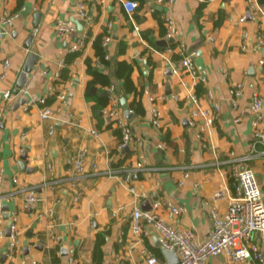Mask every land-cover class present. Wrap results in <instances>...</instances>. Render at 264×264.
Masks as SVG:
<instances>
[{
    "label": "crops",
    "instance_id": "1",
    "mask_svg": "<svg viewBox=\"0 0 264 264\" xmlns=\"http://www.w3.org/2000/svg\"><path fill=\"white\" fill-rule=\"evenodd\" d=\"M1 2L3 8L15 12L17 0ZM202 3L205 5L200 10ZM77 4L78 0H26L0 50V73L5 59L12 63L8 78L0 80V201L3 210L7 205L9 213L17 216L21 232L19 248L12 257L7 254L6 261L1 260V250L10 240L6 233L0 238V264H70L71 258L75 264H93L98 233L105 239L104 264H146V257L160 249L154 243L158 235L153 226L142 221L140 233L132 229L133 210H144V204L169 224L191 229L202 239L212 226L211 211L224 213L235 194L231 152H257L242 166L254 170L264 194V158L259 155L263 147L254 136L255 131H264V42L259 43L264 41V6L260 1L174 0L169 5L146 0L130 15L122 0H91V25L79 20L82 32L77 28L76 33L61 35L58 22L77 19ZM168 15L175 20L178 35L162 48L155 41L169 40L162 23ZM105 30L111 38L105 45L107 59L132 63V79L143 93L145 114L134 113L128 119L136 140L125 152L116 151L118 127L106 113L111 100L104 109H96L97 99L86 93L92 79L86 59L97 62L94 42ZM84 35L85 44L78 49L81 54L70 67L71 78L56 84L67 54L75 51V44ZM121 41L127 43L125 53H119ZM182 44L194 53L198 73L205 81L194 83L188 75L182 81L174 72L169 74V68L180 67L181 60L173 56L182 55ZM33 46L38 60L27 74L28 92L8 102L3 92L9 86L15 88ZM99 68L109 72L101 64ZM239 82L244 84L243 95L234 106V89ZM190 90L214 115L215 130L208 141L199 138V126L189 122L191 104L186 95ZM208 90H212L213 99L207 97ZM62 91L68 93V99L56 115V130L51 134V121L41 118L39 99L56 94L52 103L58 106L61 101L57 96ZM256 93L263 100L262 116L252 108ZM174 94L180 98L174 99ZM133 97L127 98L128 104ZM23 99L26 102L22 104ZM153 108L159 111L158 127L152 124ZM81 148L89 152L86 171L75 177L70 160ZM24 151L28 172L20 165ZM28 190H36L40 197L31 212L24 207ZM221 192L224 195L218 197ZM169 200L183 211L169 215L164 207ZM51 208L55 222L48 215ZM31 228L33 236L25 247L23 240ZM254 241L264 252L260 234L254 235ZM64 249L68 255H63ZM208 264H227V258L216 256Z\"/></svg>",
    "mask_w": 264,
    "mask_h": 264
},
{
    "label": "built area",
    "instance_id": "2",
    "mask_svg": "<svg viewBox=\"0 0 264 264\" xmlns=\"http://www.w3.org/2000/svg\"><path fill=\"white\" fill-rule=\"evenodd\" d=\"M90 1L91 0H78L77 4L76 18L83 21L86 26H90L92 23L88 10V3ZM107 1L108 0H100L101 3H106ZM158 1L165 2L169 5L174 2V0ZM122 4L130 15L139 7V2L137 0H122ZM20 15L21 10L12 12L3 8L0 0V50L4 38L11 34V26ZM244 20L245 17H242L241 21ZM164 24L167 29V39L175 38L178 35V28L175 20L168 15L165 17ZM56 27L58 32L64 36L76 33L78 28L74 21L70 19L59 21ZM135 29L138 31L139 27L136 25ZM247 36L248 34L245 33V38H247ZM85 38L86 35L75 44L73 50H78L83 47L85 44ZM110 39V35H107L104 40V45H107ZM263 42V40H259V43ZM243 48L247 49V44H243ZM181 52L183 58L180 67L173 69V72L179 75L182 81L185 75L192 77L194 83L205 81V78L198 73L194 61V53L187 52L184 44L181 46ZM106 58H108V56H106ZM63 65L64 62L62 61L61 66ZM11 67V60L9 58L5 59L0 73V80H6L8 78ZM14 89V86H9L3 92L4 98L8 102H12L17 96H25L28 92L27 88L24 87L19 90L18 94H15ZM243 90L244 84L242 82L235 85L234 106H237L239 97L243 95ZM108 91L112 93V95L110 99L111 105L106 113L109 118L113 120L114 124H116V126L122 131V142L118 146V149L123 150L136 140L135 135L123 112L118 97L114 93L115 87H109ZM206 95L210 99L214 98L212 90H208ZM47 96L39 99L42 106L41 118L43 120L51 121L50 133L53 134L56 130L54 120L56 115L61 111L62 104L67 102L68 93L62 91L58 94L57 98L61 101V104L58 106H54L53 103L48 104ZM173 98L178 100L180 96L174 94ZM186 98L191 104L190 124L192 126H199L200 132L198 133V137L208 141L215 130L214 115L212 111L206 109L202 105L201 99L195 91L190 90L186 95ZM214 107L215 109L219 108L217 103H214ZM252 108L259 114V116H262L263 100L257 93L253 96ZM151 120L153 125L157 127L160 126V117L157 108H153ZM92 133L98 134L96 130H92ZM254 136L257 144H261L263 147L259 152V155L264 158V131L257 130L255 131ZM204 146L207 147L206 142L204 143ZM106 153L108 155L111 154L110 150H106ZM253 153L236 155L235 152H231L234 162L232 169V184L234 186L235 194L230 196L227 209L224 213H220L216 209L211 211L212 226L204 238H199L191 229H182L169 224L157 213L149 210H142L140 207H136L133 210V231L135 233L141 232L142 221L153 226L161 244L168 249L176 250L181 259V264H208L211 258L220 255L226 256L227 264H264V252L260 245L254 241V235L256 233L260 234L261 238L264 239V194L254 170L250 167L242 166L244 162L255 157ZM88 154L89 152L87 148H81L77 154L71 158L70 163L73 176L78 177L86 171ZM139 165L141 166L142 164ZM187 176L188 175H185V177ZM127 179H129V176ZM2 181L3 172L0 170V187ZM132 191H134V189H132ZM223 195L224 194L221 192L218 197H222ZM39 199L40 197L36 190H28L24 195V207L26 211L31 212L34 210ZM164 207L167 209L169 215H176L183 211L181 206L170 200L164 202ZM4 213L5 211L2 209V203L0 201V238L5 237L6 233L7 220L4 219ZM48 215L51 217L52 221L55 222L54 208L49 209ZM10 219L12 220L11 236L9 237L10 244L7 254L12 257L20 246L21 232L18 226L17 216L11 214ZM52 236H55L53 231ZM145 261L146 264H166L154 254H149ZM70 264H75L73 258L70 259Z\"/></svg>",
    "mask_w": 264,
    "mask_h": 264
},
{
    "label": "trees",
    "instance_id": "3",
    "mask_svg": "<svg viewBox=\"0 0 264 264\" xmlns=\"http://www.w3.org/2000/svg\"><path fill=\"white\" fill-rule=\"evenodd\" d=\"M137 1L139 2V7L137 8L138 10L145 4L146 0ZM259 1L264 6V0ZM25 2L26 0H17L16 10L14 11H18L25 4ZM204 5L205 3L201 4L200 10L203 8ZM162 23L164 24L165 21L162 20ZM143 35L146 39L150 40V37L146 33H144ZM105 37L106 30L96 38L94 42V48L97 62L107 68L109 72L101 70L99 68L100 64H97V62H94L91 58L86 59L87 70L92 75V79L87 84V96L90 98L97 99V105L95 107L96 109H104L110 102V95L108 97H95L90 92V90L94 86H97L100 90H105L106 88L114 86V93L120 98H128L130 95H134L133 99L128 104L129 108L133 111V113L139 116H143L145 114V108L142 102L143 93L137 89V86L135 85L132 79L134 65L125 60L111 61L107 59L106 56L108 54V50L107 47L104 45ZM174 46L175 44H172V47ZM127 47L128 46L126 42H119V53H125ZM80 54L81 50H75L67 54L65 59V65L63 66V68H61L59 77L55 80L56 84L64 83L71 78L70 67ZM182 58L183 55L181 54H176L173 56L174 60H182ZM202 83L203 82L199 84L200 87H202ZM55 97L56 94L47 98V103H52L55 100ZM112 123L113 122H111V124ZM116 134L119 138V146L122 142V131L120 130V128L116 130ZM116 151L120 152L121 150L117 149ZM104 242L105 239L103 234L98 233L93 250V264H104V252L102 248ZM154 252L160 260H164L161 252L158 249H154Z\"/></svg>",
    "mask_w": 264,
    "mask_h": 264
},
{
    "label": "water",
    "instance_id": "4",
    "mask_svg": "<svg viewBox=\"0 0 264 264\" xmlns=\"http://www.w3.org/2000/svg\"><path fill=\"white\" fill-rule=\"evenodd\" d=\"M155 6V4L153 5ZM40 14L37 13V16H39ZM74 23L77 25L79 32L83 31V24L78 20V19H73ZM33 39V36L30 37L29 41H31ZM78 38H76L77 41ZM174 41V38H170L169 40H157L155 41L156 45H158L159 47L162 48H167L169 43H172ZM30 42H28V46H30L29 44ZM37 53V48L36 46L32 47V53L29 56V59L27 60V63L25 64L22 73L20 74L15 89H14V93L18 94L19 90L24 88L26 83H27V74L30 73L33 70L34 65L36 64L37 60H38V56L36 55ZM173 73L172 68H169V74L171 75ZM91 93L93 94H98L99 96L102 97H108L110 95L108 90H102L100 92H98V89L96 87H92L91 88ZM121 105H122V109L123 112L126 116L127 119H131L134 115V113L131 111V109L129 108L128 102H127V98L122 97L121 98ZM26 100L23 99L21 100V103H25ZM102 113V112H100ZM129 149V146H127L126 148L123 149V152L127 151ZM26 160H27V152L24 151L23 154L21 155V161H20V165L22 170L24 171H31L29 169L26 168ZM155 200H157V197L155 198ZM4 210L8 211L5 213L4 215V219L7 220V227H6V236L10 237L11 236V224H12V220L10 219L11 214L9 213V207L7 205L3 206ZM143 209L144 210H149L150 208L148 206H145V204L143 205ZM33 236V228H31L30 230H28L26 232V238L23 240V244L25 245V247H27V245L29 244V238H31ZM154 243L155 246L158 247L163 255L164 260L166 261V264H181V259L179 257V255L177 254L175 249H168L165 246H163L159 240V238L155 237L154 238ZM9 242L7 243V245L1 250L3 252V256H2V261H6L7 260V252H8V246H9ZM40 247L41 244H39ZM69 252H67L65 249L63 250V255H68Z\"/></svg>",
    "mask_w": 264,
    "mask_h": 264
}]
</instances>
